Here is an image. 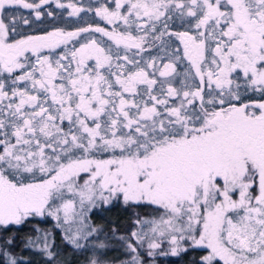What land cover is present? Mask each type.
Listing matches in <instances>:
<instances>
[{
	"label": "snow or ice",
	"instance_id": "snow-or-ice-1",
	"mask_svg": "<svg viewBox=\"0 0 264 264\" xmlns=\"http://www.w3.org/2000/svg\"><path fill=\"white\" fill-rule=\"evenodd\" d=\"M55 229L83 264H264V0H0V264H62Z\"/></svg>",
	"mask_w": 264,
	"mask_h": 264
},
{
	"label": "trees",
	"instance_id": "trees-1",
	"mask_svg": "<svg viewBox=\"0 0 264 264\" xmlns=\"http://www.w3.org/2000/svg\"><path fill=\"white\" fill-rule=\"evenodd\" d=\"M134 211L135 210L133 209L114 208L111 211L97 212L93 214L92 221L98 226L112 227L113 225H118L123 233L129 229ZM54 224V221L48 220L41 222L37 226L42 229L47 228L49 231H53ZM32 227L33 225L25 226L19 233L21 238H25L29 235ZM54 239L62 264H83V258L79 255V253L74 255L70 250V247L66 245V242L62 239V232H60V230L55 229ZM111 255L118 256L120 253L113 252ZM25 256L26 258L31 256L34 264H44L43 258L39 255H33L31 252H26ZM123 258L124 257H121V259ZM155 264H186V261L178 257H172L171 255H158L155 257Z\"/></svg>",
	"mask_w": 264,
	"mask_h": 264
},
{
	"label": "rangeland",
	"instance_id": "rangeland-1",
	"mask_svg": "<svg viewBox=\"0 0 264 264\" xmlns=\"http://www.w3.org/2000/svg\"><path fill=\"white\" fill-rule=\"evenodd\" d=\"M23 11V10H22Z\"/></svg>",
	"mask_w": 264,
	"mask_h": 264
}]
</instances>
